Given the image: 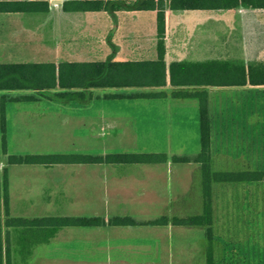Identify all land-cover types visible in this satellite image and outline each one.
Segmentation results:
<instances>
[{
  "label": "crops",
  "instance_id": "obj_1",
  "mask_svg": "<svg viewBox=\"0 0 264 264\" xmlns=\"http://www.w3.org/2000/svg\"><path fill=\"white\" fill-rule=\"evenodd\" d=\"M63 2L60 4L62 7ZM65 11L83 14L79 21L87 24L85 30L79 31L81 34H64L65 31L60 29L61 34L53 38L62 51L82 57L76 60L140 61L158 58L156 10ZM262 12L264 8L252 7L169 9L166 61H264V21L257 18ZM127 16H132V19L126 20ZM64 29L66 33L76 32L71 28ZM66 59L60 61H75ZM95 88L103 90L96 94ZM178 89L208 92L214 171L264 170V85L83 88L81 90L86 92L88 99L67 101L71 136L83 141L99 139L104 144L110 140L115 143L129 133L126 131L128 127L136 138L145 137L150 143L165 145L153 153L166 154L167 159L144 163H78L94 164L96 167H83L78 171L84 172L83 175H99L101 184L93 182L90 185L91 180L84 178V185H78L83 194L74 191L71 195L73 202L78 197L83 198L85 204L98 209L95 215L103 222L92 225L89 232H68L60 236L57 231L48 241L37 243L38 247H73L76 252L79 250L77 255L82 256V264H207V227L174 224L172 221L151 222L163 216L182 218L204 211L203 163L174 160L176 155L194 157L201 151L200 101L196 97L172 96V92ZM150 91H166L167 96H114ZM125 100L131 102L132 117L124 113V106H129L125 105L129 104L124 103ZM91 107L95 109L87 112ZM141 109L142 112L147 111V117H138ZM6 123L8 140L7 115ZM190 126L193 127V144L188 148L185 145L189 140ZM256 183L246 181L241 187H246L245 190L254 195L257 193ZM241 187L238 186L236 191H241L242 195L233 199L225 194L232 188L230 182L213 183L212 227L216 257L226 254L228 258L234 257L232 248L228 247L229 242L236 243L261 232L258 226H250L252 222L247 218L249 211L246 210L249 206H243L245 193ZM257 204L262 208L259 199ZM116 216H130L136 223L114 224L111 219ZM251 218L253 223H259L256 217ZM6 239L8 242V234ZM219 242L224 244L223 254Z\"/></svg>",
  "mask_w": 264,
  "mask_h": 264
},
{
  "label": "rangeland",
  "instance_id": "obj_2",
  "mask_svg": "<svg viewBox=\"0 0 264 264\" xmlns=\"http://www.w3.org/2000/svg\"><path fill=\"white\" fill-rule=\"evenodd\" d=\"M61 3L51 0L53 6L48 12H0V62H50L67 60L66 58L78 61L76 59L82 58L62 51L53 41V38L59 36L63 30L65 31L64 34L72 33L77 35L81 34L79 31L87 28V24L79 21V17L83 14L66 12L60 5ZM131 17L127 16V19H125L130 20L132 19ZM257 18L264 21V12L260 15L258 14ZM64 28H71L76 30V32L66 33L67 30ZM60 29L62 30L59 32ZM257 32L259 33V30ZM102 90V88H95L94 92L97 94ZM56 91L61 90L53 89L45 92H39L34 89L0 90V107L3 105L2 101L5 100V110L8 119V150L10 154L85 153L102 155L105 153H153L157 152L155 150H159L156 148L165 146L158 145L159 143H150L145 137L136 138L131 134L132 129L128 127L126 131L129 133L123 136L122 139L118 138L115 143H113V140L104 144L99 139L83 141L74 138L69 134L68 110L70 106L67 101L53 97ZM41 93H45V95H42L38 102L14 99L24 95L39 96ZM124 103H129L125 104L129 106H124V113L132 117L133 108L130 106L131 102L125 100ZM91 109L94 110L95 108L91 107L87 112L92 111ZM140 116L147 117V111L143 110L142 112L141 109L140 114H138L139 118ZM192 144L193 127L190 126L189 140L185 146L191 148ZM173 146L178 148L176 144ZM5 167H8L9 217H25L29 219L49 216L97 217L95 215L97 208H92L90 205L85 204L83 198L78 197V200L73 202L71 196L74 191L83 194L82 189L78 185L83 186L87 179L91 180L92 183L90 185H93V182L101 184L99 175H94L95 173L83 175L84 172L78 171V169H84L83 167H96L94 164H9L8 155L3 153L0 139V218L2 220L1 235L3 237L0 264H8V242L7 239L5 240L8 234L5 226L8 218L6 214V179L3 173ZM239 171L264 170L241 169ZM261 180L262 184H259ZM261 180L256 183L258 184L257 193L254 195H250L249 190H245L246 187H241L245 181L230 182L232 188L225 193L227 194L226 197L230 195L235 199L238 195L241 196V191H236L238 186H240L245 193L243 206L250 207H246V210L249 211L247 218H250L252 222L250 226H258L261 232L255 237L248 236L236 243L229 242L228 247L232 248L234 257L228 258L227 254L219 257L215 256L217 263L230 261L264 263V179ZM257 199L261 201L262 208H259ZM248 200L250 203H248ZM249 215L256 217L259 223H253V219ZM9 229L11 251L13 253L11 264H82V256L77 255L79 250L76 252L75 248L69 246L59 247L57 245L51 248L45 245L39 247L36 245L30 252H27L28 247H25L23 251L18 238L25 233L24 230L20 228L18 230ZM92 229L91 226H65L58 231L61 236L68 232H89ZM48 230H45L44 233L51 231ZM36 233H40V230H31L27 234ZM218 244L221 247V254H223L224 244L220 242Z\"/></svg>",
  "mask_w": 264,
  "mask_h": 264
},
{
  "label": "trees",
  "instance_id": "obj_3",
  "mask_svg": "<svg viewBox=\"0 0 264 264\" xmlns=\"http://www.w3.org/2000/svg\"><path fill=\"white\" fill-rule=\"evenodd\" d=\"M51 0H0V12H48ZM235 7L264 8V0H64L63 8L67 11L103 10V9H136L156 10L158 15V58L154 60L133 61H50V62H0V90L34 89L39 92L60 89L54 98L63 101L76 99L86 100L88 95L83 88L93 87H126V86H237L264 85V61L248 63L235 59H220L208 61H166V36L168 10L184 9H229ZM45 93L24 95L15 100L37 101ZM123 97H165L166 91H150L140 94H117ZM175 97H196L200 101L201 113V151L194 157L174 156L175 161H198L203 163V190L205 197L202 214L188 217L169 218L163 216L152 220V223H169L180 225H203L207 227L209 240L207 264H264L247 262L215 261L214 231H213V183L243 182L264 179V171H214L211 162V117L209 111V96L207 90H174ZM0 107V139L3 153L8 155L10 164L42 163H144L167 159L166 154L156 153H108L92 155L85 153H49V154H10L6 136L5 100ZM6 179V219L8 243V264H11L13 253L9 238L10 229H23L24 234L18 238L20 246L27 252L40 242L48 241L60 228L65 226H92L103 222L101 217L86 216H49L29 219L25 217H9L8 167L3 169ZM114 224H134L130 216H116L111 219ZM2 220L0 218V229ZM40 233L27 234L31 230ZM51 230L44 233L45 230ZM48 230V231H49ZM22 234V233H21ZM12 253V254H11ZM31 255V254H30ZM29 256V255H28ZM26 256V257H28ZM27 260V259H25Z\"/></svg>",
  "mask_w": 264,
  "mask_h": 264
},
{
  "label": "water",
  "instance_id": "obj_4",
  "mask_svg": "<svg viewBox=\"0 0 264 264\" xmlns=\"http://www.w3.org/2000/svg\"><path fill=\"white\" fill-rule=\"evenodd\" d=\"M52 1H53V2H54V1L62 2L63 0H52Z\"/></svg>",
  "mask_w": 264,
  "mask_h": 264
}]
</instances>
